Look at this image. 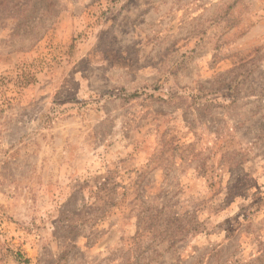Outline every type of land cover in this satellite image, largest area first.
I'll use <instances>...</instances> for the list:
<instances>
[{
  "label": "rangeland",
  "instance_id": "rangeland-1",
  "mask_svg": "<svg viewBox=\"0 0 264 264\" xmlns=\"http://www.w3.org/2000/svg\"><path fill=\"white\" fill-rule=\"evenodd\" d=\"M49 1L0 19V264H264V0Z\"/></svg>",
  "mask_w": 264,
  "mask_h": 264
},
{
  "label": "trees",
  "instance_id": "trees-1",
  "mask_svg": "<svg viewBox=\"0 0 264 264\" xmlns=\"http://www.w3.org/2000/svg\"><path fill=\"white\" fill-rule=\"evenodd\" d=\"M43 2L47 3V5L50 3L49 0H0V19L6 20L10 18L12 20H17L19 21L17 26H21L20 22L22 20H27L31 14H34L36 6ZM47 13L50 12L46 8L43 15Z\"/></svg>",
  "mask_w": 264,
  "mask_h": 264
}]
</instances>
